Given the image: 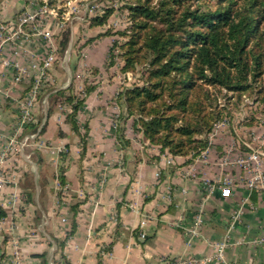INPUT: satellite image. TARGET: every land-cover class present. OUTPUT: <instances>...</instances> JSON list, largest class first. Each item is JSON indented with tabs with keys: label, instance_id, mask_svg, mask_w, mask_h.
<instances>
[{
	"label": "crops",
	"instance_id": "obj_1",
	"mask_svg": "<svg viewBox=\"0 0 264 264\" xmlns=\"http://www.w3.org/2000/svg\"><path fill=\"white\" fill-rule=\"evenodd\" d=\"M20 4L0 0V16L14 17ZM103 37L79 60L97 66L102 76L76 116L79 131L66 121L70 104L58 102L50 113L48 90L35 104L38 142L7 161L12 181L3 189L16 193L17 202L0 209V263L11 264L16 255L20 264H43L44 254L48 264H264V242L258 241L264 235V158L239 162L264 151V117L257 115L259 122L243 125L241 133L232 122L220 123L209 147L190 162L160 153L139 132L123 148L114 124L122 75L116 66L105 78L110 71L100 64L113 39ZM18 61L29 65L39 57ZM65 69L50 68L52 91L73 87L80 93L83 88L64 78ZM38 73L30 70V82L0 94V148L17 131L18 98ZM223 186L231 195H223Z\"/></svg>",
	"mask_w": 264,
	"mask_h": 264
},
{
	"label": "trees",
	"instance_id": "obj_2",
	"mask_svg": "<svg viewBox=\"0 0 264 264\" xmlns=\"http://www.w3.org/2000/svg\"><path fill=\"white\" fill-rule=\"evenodd\" d=\"M122 2L126 26L101 35L118 37L109 48V66L124 75L115 95L120 110L116 136L123 148L130 146L124 123L132 118L134 129L160 153L190 162L209 147L217 124L232 120L245 98L264 111V0ZM112 13L110 7L93 16L91 26L105 25ZM69 39L68 29L57 41L62 54ZM50 84L46 82L38 99L51 91L50 113L58 102L70 104L66 121L78 132L76 116L99 83H87L80 93L73 87L52 91ZM258 122L252 111L240 123ZM40 123L36 116L23 131H36ZM86 137H81L84 147ZM4 215L0 210V217ZM39 257L48 264L44 254Z\"/></svg>",
	"mask_w": 264,
	"mask_h": 264
},
{
	"label": "built area",
	"instance_id": "obj_3",
	"mask_svg": "<svg viewBox=\"0 0 264 264\" xmlns=\"http://www.w3.org/2000/svg\"><path fill=\"white\" fill-rule=\"evenodd\" d=\"M44 1V5L50 7V0ZM80 6L86 8L87 14L89 13L88 16H95L97 14H101L105 8V5L102 2L89 4L88 0H80ZM18 13L20 15L16 19L15 16L9 19H0V85H6V88L0 89V94H4L5 96H7L8 91L5 90L7 89V87L11 88L12 86L17 85L23 80L29 81L26 74H28L30 70L32 71L37 69L39 70V73L35 77V79H33L28 91L18 98L17 102L19 107V114L17 117V131L12 136L5 138V142L0 148V209L11 208L17 202L16 193L13 192L11 194H6L3 189L6 184L12 181V177L7 171L6 164L9 157L13 153L18 151V149L23 148L24 146H27L29 144H36L38 142L36 132H30L21 135L20 131L23 130V128L28 122L34 120L35 118L33 108L38 100L37 95L39 94L41 89L46 85L47 81L51 82L49 71L51 68V64H53L54 60L57 58V52L59 50L58 47L55 45V42L49 43L46 47V50H44L39 55L38 53L36 54V51H34L33 49L31 50V43H33V40H37L39 42V40L49 38L51 35L48 36V34H45L43 32H37L38 29L36 30L33 26L31 27L30 24L34 23V19L36 16L35 10L32 7L29 8L25 6ZM42 25H46V22H43ZM65 27L66 26L64 22L59 23L57 25L56 34H54V39L56 43L59 40V37H61L63 31L65 30ZM36 47L38 48L39 46ZM12 54L15 55L13 56ZM18 54L20 55L19 57H39V61L31 62V64L29 65H23L18 61L16 57L18 56ZM10 56H13L14 59ZM2 68L7 70V75L5 70H1ZM41 101L44 105H46L47 100L45 96H43ZM245 118H243L241 121H243ZM241 121L237 120V123H235L238 124ZM233 129L236 130L235 125ZM246 145L250 147L249 144L246 143ZM262 158H264L263 150H253V152L248 156L247 159L240 158L239 162L244 164V162H247L248 160H253L259 163ZM256 172L258 175V177L256 178H262V170L258 168ZM250 184L253 185L254 180H251ZM222 193L225 196L231 195V187L223 186ZM262 227H264V221ZM258 241L264 242V235H262ZM222 255L223 253L220 250L219 256L222 257ZM20 261L21 260L19 259V257L15 255V257L11 259V264H20ZM49 264L55 263L53 260H51L49 261ZM224 264L230 263L225 262Z\"/></svg>",
	"mask_w": 264,
	"mask_h": 264
},
{
	"label": "rangeland",
	"instance_id": "obj_4",
	"mask_svg": "<svg viewBox=\"0 0 264 264\" xmlns=\"http://www.w3.org/2000/svg\"><path fill=\"white\" fill-rule=\"evenodd\" d=\"M44 2H45L44 0L43 2L41 0H20L21 3L20 8L19 10H17V12L14 15L16 19L20 15L18 12H20L22 8H24L25 6L29 8L32 7L35 10L36 16L34 19V23L30 24L31 27L33 26L36 30L38 29L37 32L40 31L45 34H48V36L51 35L49 38L39 40V42L37 40H33L32 41L33 43H31L32 44L31 50L33 49L34 51H36V54L38 53L39 55L44 50H46V47L48 46L49 43L55 42V45L58 47L57 45L58 42L56 43L54 39V34H56L57 25L59 23L64 22L66 27L63 32H65L68 29L70 31L69 44L63 54L58 50L57 58L54 60L53 64H51V67H53V65L55 64L62 65L63 68L65 67L66 68L65 71L68 74L64 73V78L70 76L73 81V84H76L78 88L80 87L84 88L87 83L88 84L100 83V81H102L101 79L102 76L100 74L98 67L94 65L91 66L84 65V63H82V61L80 62L79 60L83 58V54H85V56L87 55V51H88L87 46L90 45L91 47L92 45H94V42H96L97 40L102 41L104 39L103 37L104 35L101 34L105 30H107L108 28H111L112 31L122 30L126 26L127 15L123 10L120 9V6L123 4L122 0H88L89 4L102 2L105 5L102 14H104L106 8H110V7L113 8V13L109 16L107 23L103 26H94V27L91 26V18L93 16H88L89 13L87 14L86 8L80 6V0H56L55 2L49 1L50 7L45 6ZM4 18L6 19L7 17ZM4 18L0 16V19H4ZM43 22H46V25H42ZM62 35L61 37H59L60 40L62 38ZM113 38H118V37L116 35L112 37V39ZM36 46L39 47L37 48ZM98 46H99L98 49L100 48L102 49L103 43L102 44L100 43ZM109 48L107 50L106 60L103 61L101 59L100 63L102 61L103 62L100 64V66L104 67V69L107 67L109 71L112 70V72L115 73V69H117V67L109 66ZM12 55L14 56L15 54ZM13 56L10 57L13 58ZM19 56H20L19 54L18 56H16L17 59L19 58ZM78 61H79V65H78ZM96 69L98 70L96 71ZM62 70L64 72V69ZM112 72L110 71V74L106 75L105 78L113 74ZM120 75L122 74L120 73ZM123 77L124 76L122 75L121 76L122 80ZM127 78L128 80H132L133 79L132 74L128 73ZM52 80L53 78L51 76V82H53ZM24 91L27 92L28 90L24 89ZM114 102H115V97H114ZM115 110L118 115L120 110H118L117 108H115ZM252 111L256 114V116L259 115L260 117H264V111L261 109V107L258 108V106L254 104L249 97H247L244 99V102L240 104V108L234 111L235 115L233 119L232 120L226 119L224 122L235 123L237 120L241 121L245 117L248 118L252 114ZM33 113L34 116L36 117L37 111L35 110V106L33 108ZM128 121H131L132 124L129 125ZM236 123L233 124V126L235 125L236 130L241 133V131L243 130L242 128L243 125L242 123H238V124ZM114 124L116 125V123ZM219 124L220 123H218L217 126ZM124 126L126 129L125 136L126 138L129 139L131 144V140L133 139L134 134L138 133V131H136L133 127V119L132 118L128 119L124 123ZM243 131H245V129ZM12 155H14V153ZM12 155L9 158H12L13 157Z\"/></svg>",
	"mask_w": 264,
	"mask_h": 264
}]
</instances>
